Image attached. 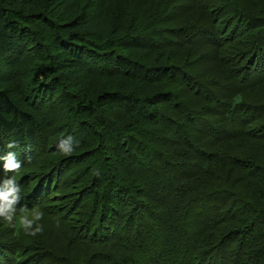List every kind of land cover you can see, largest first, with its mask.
<instances>
[{
    "label": "trees",
    "instance_id": "1",
    "mask_svg": "<svg viewBox=\"0 0 264 264\" xmlns=\"http://www.w3.org/2000/svg\"><path fill=\"white\" fill-rule=\"evenodd\" d=\"M192 1L0 0V186L13 151L18 207L43 212L36 236L0 221V264L26 246L51 264H264V72L233 45L246 25L264 39V0Z\"/></svg>",
    "mask_w": 264,
    "mask_h": 264
},
{
    "label": "rangeland",
    "instance_id": "2",
    "mask_svg": "<svg viewBox=\"0 0 264 264\" xmlns=\"http://www.w3.org/2000/svg\"><path fill=\"white\" fill-rule=\"evenodd\" d=\"M188 5H190V6L186 7V8L192 9L195 7L196 4L194 5L193 1L189 0ZM217 6H218L217 4L214 5V7H217ZM218 7H219L218 9H221V6H218ZM223 16L228 17L229 15L226 14ZM242 27H244V33H243V35H245L244 41L243 42H237V39H236L233 41L234 42L233 45L236 49H238L239 51L242 52L241 58L245 59V61H244V64H245L244 73L251 76L253 73H255L257 71L264 72V51L263 50L259 51V48H263V44H264L262 32H261V30L256 28V26L249 27L248 25H246V26H242ZM2 67H3V65H2ZM32 170H34V169L32 168L30 171H32ZM20 171L21 170H18L17 172L14 173V175H16V177H15L16 181L23 180V178L19 179V177H18V173H20ZM70 173H72V172H70ZM61 183H62L61 188H58V189H61L62 192H66V193L57 192L54 196H52V200L63 199V202H64V201L69 200L68 197H66L67 192L70 193L71 196H73L75 193H77L76 186H78V183L73 185V187H74L73 190L67 189V188H70L72 185H67V184L65 185V181H64L63 176L61 178ZM100 231H102V233H104V235L108 234L106 228H102ZM115 234L116 235H118V234L124 235V230L118 229ZM53 238H54V236L51 238H48V239L46 238V240L49 241L50 245H61V239H60L59 234L56 235L55 242H53ZM32 240H33V238L26 245H29V243H31ZM20 249H21L20 255L22 257H24L23 264H51L49 258H52V257L57 258L55 248H53L52 252H49L47 250H40V248L33 247V246H26V247H22ZM227 258H224V257L219 258L218 257L217 264H227L226 263Z\"/></svg>",
    "mask_w": 264,
    "mask_h": 264
},
{
    "label": "clouds",
    "instance_id": "3",
    "mask_svg": "<svg viewBox=\"0 0 264 264\" xmlns=\"http://www.w3.org/2000/svg\"><path fill=\"white\" fill-rule=\"evenodd\" d=\"M75 144L71 136L63 138L57 144V149L63 155H70L75 150ZM9 149L16 147L15 143L7 145ZM21 165L16 160V154L9 151L4 157L3 169L4 172H17ZM21 187L17 183L15 176L6 177L3 179L0 186V221H3L12 228L16 227V217L19 214L18 223L22 227L25 234L36 236L43 231L41 225L37 222L43 218V212L33 211L31 217L28 214V209L18 207L21 200ZM59 227V225H57Z\"/></svg>",
    "mask_w": 264,
    "mask_h": 264
}]
</instances>
